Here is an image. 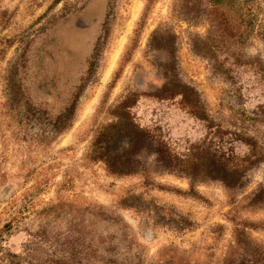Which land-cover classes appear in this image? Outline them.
Segmentation results:
<instances>
[{
    "label": "rangeland",
    "instance_id": "obj_1",
    "mask_svg": "<svg viewBox=\"0 0 264 264\" xmlns=\"http://www.w3.org/2000/svg\"><path fill=\"white\" fill-rule=\"evenodd\" d=\"M222 27L209 0H0L2 255L264 264V39Z\"/></svg>",
    "mask_w": 264,
    "mask_h": 264
},
{
    "label": "trees",
    "instance_id": "obj_2",
    "mask_svg": "<svg viewBox=\"0 0 264 264\" xmlns=\"http://www.w3.org/2000/svg\"><path fill=\"white\" fill-rule=\"evenodd\" d=\"M209 3L213 5L215 9L220 8V36L222 37L221 40L223 43H227V37H225V34L223 33V30L225 29L222 25L230 22H237L243 25L246 29V31H242L240 34L239 41H244L250 33L257 34L264 39V0H209ZM135 132L139 133L136 135L137 138L138 136L139 138H147L146 131L135 127ZM136 144L137 141L132 147H135ZM158 153H160L162 157H166L168 161L174 162V164H180L179 166L182 164L189 166L192 162L193 152L181 155L172 153L167 144L163 142L158 148ZM128 164H130V162ZM128 168L129 169H125V171L131 170L130 167ZM212 177L220 179V176ZM20 257L21 255L17 253H6L3 255L0 253V264H16L14 260Z\"/></svg>",
    "mask_w": 264,
    "mask_h": 264
}]
</instances>
